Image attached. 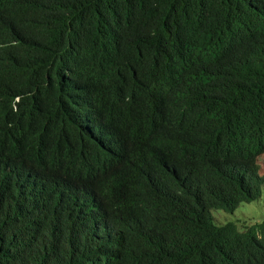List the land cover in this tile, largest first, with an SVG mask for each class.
Returning a JSON list of instances; mask_svg holds the SVG:
<instances>
[{
    "label": "trees",
    "instance_id": "16d2710c",
    "mask_svg": "<svg viewBox=\"0 0 264 264\" xmlns=\"http://www.w3.org/2000/svg\"><path fill=\"white\" fill-rule=\"evenodd\" d=\"M262 153L264 0H0V264H264Z\"/></svg>",
    "mask_w": 264,
    "mask_h": 264
},
{
    "label": "rangeland",
    "instance_id": "374dc122",
    "mask_svg": "<svg viewBox=\"0 0 264 264\" xmlns=\"http://www.w3.org/2000/svg\"><path fill=\"white\" fill-rule=\"evenodd\" d=\"M261 172L264 173V153L258 156ZM223 211V210H220ZM217 221L242 219L261 220L264 218V186L260 196L249 202H241L232 212H214Z\"/></svg>",
    "mask_w": 264,
    "mask_h": 264
}]
</instances>
